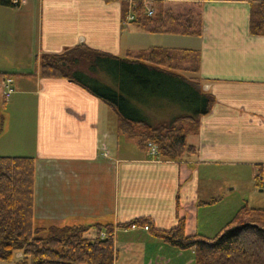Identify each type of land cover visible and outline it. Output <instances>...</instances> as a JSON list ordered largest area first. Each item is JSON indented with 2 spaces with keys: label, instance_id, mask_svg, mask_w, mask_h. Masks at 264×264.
I'll return each mask as SVG.
<instances>
[{
  "label": "crops",
  "instance_id": "obj_1",
  "mask_svg": "<svg viewBox=\"0 0 264 264\" xmlns=\"http://www.w3.org/2000/svg\"><path fill=\"white\" fill-rule=\"evenodd\" d=\"M122 1L134 0H18L16 8L0 6L5 48L29 61L78 44L113 55L162 46L155 41L164 34L122 23ZM140 1L201 14V35L186 36L190 43L179 47L198 50L202 89L215 99L198 132L186 138L196 153L180 162L140 149L117 154L119 138L107 131L104 103L66 79L21 69L10 76L18 80L13 93L2 95L0 138L5 135L8 143L1 155L35 158L37 224L112 225L114 264H193L192 250L118 225L145 217L155 228L169 229L183 218L187 234L211 235L223 224L215 230L199 224V211L217 205L201 196L200 170L248 166L257 172L264 165V35L249 33L250 3L264 0ZM95 233L91 228L88 235Z\"/></svg>",
  "mask_w": 264,
  "mask_h": 264
},
{
  "label": "trees",
  "instance_id": "obj_2",
  "mask_svg": "<svg viewBox=\"0 0 264 264\" xmlns=\"http://www.w3.org/2000/svg\"><path fill=\"white\" fill-rule=\"evenodd\" d=\"M18 5V0H0L3 7ZM151 8L149 16L142 1H122V21L131 14L129 24L147 33L201 35L199 11ZM249 33L264 35V1L250 3ZM34 61L39 77L66 79L104 103L115 115L116 132L134 140L138 149L147 152V143H152L157 159L174 162L196 153L186 138L198 132L200 118L215 102L202 89L198 50L149 46L121 56L78 44L59 53H41ZM12 75L0 72L2 78ZM149 97L181 104L188 113L153 122L144 112ZM257 172L261 181L264 165ZM34 180L33 156L0 155V261L11 262L20 253L18 264H114L112 225L37 224ZM131 223L148 225L147 233L172 247L192 250L193 264H264V208L241 206L213 237L187 234L183 218L169 229L155 228L145 217L118 228ZM91 228L96 229L92 237Z\"/></svg>",
  "mask_w": 264,
  "mask_h": 264
},
{
  "label": "rangeland",
  "instance_id": "obj_3",
  "mask_svg": "<svg viewBox=\"0 0 264 264\" xmlns=\"http://www.w3.org/2000/svg\"><path fill=\"white\" fill-rule=\"evenodd\" d=\"M4 32L5 31L0 29L1 36L3 37V42L0 41V68L5 67L6 69L4 70H9L10 72L8 73L13 72V76L16 77L19 76L16 72L20 73L21 69L25 70L24 72H33L35 70L34 56L28 61L27 57L23 53L15 55L11 50L5 48ZM173 35L175 34L156 36V39L159 40L155 42L157 45H162V47L165 48H179L180 46L182 47L185 44L190 43L187 40L189 37L183 35ZM123 55L124 54L122 53L121 56ZM17 82L18 80L15 82L13 81L14 84L12 83V87L14 85V88H16ZM2 89L3 80L0 85V110L3 109V97L1 94ZM144 112L150 117V119L153 120V122H158L160 120L168 121L174 116L188 113L183 105L157 97H149L148 107L144 108ZM107 113V131L111 132L112 135H115L116 133L119 138L115 152L121 155H135V153L139 151L136 142L134 140L127 139L124 135L118 134L116 132V119L114 113L110 109ZM5 143L8 142L6 136L4 135L0 138V155L3 152L1 147H4V150H7ZM25 145L27 149H29V141H26ZM200 172L202 175V181L200 183L202 198L211 197L213 198L212 200H217V205L214 207L212 206L211 208L210 206L205 207L199 211V224L210 223L212 224L211 229L215 230L219 228L220 224H223L221 225L223 227L233 217L236 211L245 204L253 208H264V173L261 176L262 181H260L258 180L259 173L254 172L253 168L248 166L208 168L200 170ZM208 179H210V181ZM231 211L233 213L231 215L232 217H228V221H224L227 214L229 215ZM221 226L220 229L222 228ZM220 229L209 233L211 235L208 236L203 233L200 234L207 237H213ZM19 258L20 255L17 254L13 261H0V264H18L16 263V259Z\"/></svg>",
  "mask_w": 264,
  "mask_h": 264
},
{
  "label": "built area",
  "instance_id": "obj_4",
  "mask_svg": "<svg viewBox=\"0 0 264 264\" xmlns=\"http://www.w3.org/2000/svg\"><path fill=\"white\" fill-rule=\"evenodd\" d=\"M15 2V1H14ZM143 4L146 7V12L149 16L153 15V10L151 6L149 5L148 2L142 1ZM134 19V16L131 14H127L126 18L123 19L122 23L123 24H128L130 21ZM13 79L10 76H7L3 79V89H2V95L4 98H8L12 93H13V87H12ZM148 146V151L147 154L153 158H156L157 153H156V148L152 143H147ZM105 156V153L103 154ZM262 181V180H261ZM122 231L127 232V231H134V230H148V225H137L136 223H131L127 227H122L120 228ZM105 233L103 231L100 232V236L104 237Z\"/></svg>",
  "mask_w": 264,
  "mask_h": 264
}]
</instances>
